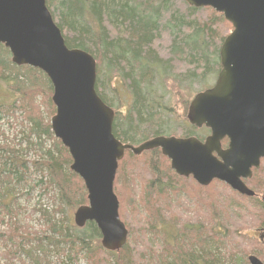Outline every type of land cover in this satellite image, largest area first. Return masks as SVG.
<instances>
[{
  "label": "trees",
  "instance_id": "obj_1",
  "mask_svg": "<svg viewBox=\"0 0 264 264\" xmlns=\"http://www.w3.org/2000/svg\"><path fill=\"white\" fill-rule=\"evenodd\" d=\"M184 1L46 0L65 45L95 59L96 93L114 110L112 133L124 144L199 133L187 121L191 85L203 84L210 74L217 76L221 68L219 49L232 26L213 9L193 7ZM0 81L15 96L11 104L0 106V114L14 116L19 112L25 130L24 139L0 145V216L11 219L8 231L0 232L4 264H27L20 255L31 264H51L50 254L54 252L59 264H79L80 259L86 264H224L235 250L242 253L243 264H249L247 257L251 254L264 262L261 234L256 237L249 233L252 230L264 235V160L247 181V185H254V194L247 197L219 181L201 187L191 177L177 176L159 149L138 156L125 151L118 162L113 190L128 238L120 250L107 251L100 244L101 235L93 222L79 228L68 217L69 211L87 204V192L83 181L70 169L72 160L67 148L51 131L55 107L49 79L39 69L14 65L10 52L0 44ZM111 83L122 86L127 93L124 112H117L105 94ZM180 92H186L182 100ZM173 99L183 106L182 113L176 114L169 105ZM170 122L174 125L169 126ZM29 151L36 160L25 159ZM26 164L31 165L33 173L28 175ZM36 177L39 179L32 188L38 187L41 195H47L52 206L49 210H33L43 230L41 237L35 233L34 239L27 234L34 245L25 252L22 244L27 235L19 221L12 220L16 213L5 201L9 193L15 192L9 186L20 187V183L32 182ZM181 193L194 198L201 212L209 213V238L215 236L211 225L217 212H225L221 236L224 243H220L223 252L215 251L210 240L205 241L201 232L204 212L183 219L179 211L171 209ZM229 195L242 205L238 207L228 200L229 204Z\"/></svg>",
  "mask_w": 264,
  "mask_h": 264
},
{
  "label": "water",
  "instance_id": "obj_2",
  "mask_svg": "<svg viewBox=\"0 0 264 264\" xmlns=\"http://www.w3.org/2000/svg\"><path fill=\"white\" fill-rule=\"evenodd\" d=\"M185 1L213 9L232 26L219 49L221 68L213 86L195 94L187 109L188 122L210 133L204 141L157 136L131 145L112 133L115 112L96 93L95 59L65 45L46 0H0V44L11 62L41 70L52 85L51 131L67 148L70 169L87 192V205L75 210L74 224L93 222L107 251L120 250L128 235L113 190L125 151L138 156L159 149L180 177L190 176L203 187L218 180L241 195L254 194L244 180L264 159V0ZM225 138L228 145L222 148ZM247 260L264 264L255 255Z\"/></svg>",
  "mask_w": 264,
  "mask_h": 264
},
{
  "label": "rangeland",
  "instance_id": "obj_3",
  "mask_svg": "<svg viewBox=\"0 0 264 264\" xmlns=\"http://www.w3.org/2000/svg\"><path fill=\"white\" fill-rule=\"evenodd\" d=\"M216 80V76L213 74H210L206 77L205 82H203V84L199 85V84H192V91L190 92V94L192 95L191 97L194 96L193 93L195 90H205L209 87H211V85L214 84ZM122 85V84H121ZM111 90L110 89H106L105 90V94L106 96L112 100L115 108H117V112H124V110L126 109L127 103H128V97H127V93L125 92L124 88L118 84H114L111 83ZM113 86H116L113 87ZM113 92V93H112ZM193 93V94H192ZM181 95V99L184 98V96L186 95V92H180ZM190 97V98H191ZM15 96L14 94H12L7 86L6 83L3 81H0V106H6L12 103V101L14 100ZM168 98V97H167ZM40 98H38L39 100ZM169 105L172 106L174 112L176 114H180L183 111V106L180 103H176L175 100L169 101ZM43 110V109H42ZM44 112V116L46 117V112L45 110H43ZM21 118H20V113L17 112L14 116L13 115H2L0 114V145H3V143H11L12 141H16V140H22L24 139L23 137V133L22 131L25 132V130L23 129V126L20 125L21 122ZM174 121V119H173ZM174 125L173 122H170L169 126ZM177 125V123L175 124V126ZM204 133V132H203ZM22 146H24V142H22ZM36 156L33 154L32 151L26 152L25 154V159L26 160H36ZM168 161V160H167ZM167 164L170 166L169 161L167 162ZM26 167L28 168V175L30 173H33V169H31V165L30 164H26ZM175 173V172H174ZM32 177H35L32 175ZM31 178V177H30ZM36 180L32 181V182H28V183H20V187L19 186H14L11 185L9 186V188L12 187L13 194L9 193L8 194V199L5 201V204H9L11 205V207L9 208H13V211L16 213V216H14L13 214H11L12 216H14V218L12 219L13 221H19V224L21 225V227L24 229V232L27 234H32L31 237L34 239V234L36 233V235H38V237H41L42 233L41 231L43 230V225L42 222L39 220V215L38 213H34L33 210L36 208H46L47 210H49L52 206V202L50 201L49 197L47 195H41L40 190L38 187L36 188H32L34 185H36L37 180L39 179L38 177L35 178ZM30 179H28L29 181ZM198 185V184H197ZM248 187L251 190H254V185H252V183L248 184ZM17 189V192H16ZM233 191V190H232ZM235 192V191H234ZM232 204H235L236 206H241L242 204L238 201L235 200V198H233L232 196H228L227 202L230 204V202ZM194 198H188L187 196H185L184 194H179V196L177 197V201L173 200V204H172V210L174 211H179L181 214H179V216L183 217L184 216H188L190 218L194 217V215L196 214H202L203 212L205 213L204 216H202V224L205 226L204 229H201L203 231H201L204 235H205V241L210 240V243L212 244L214 250L216 251L219 250L221 252H223L224 250L222 249L220 243L222 242V232H223V219H225V212H222V210L220 209V211L217 212V216L216 219H214L212 221V225L211 228L214 232V237L209 238L212 236V234H208L207 233V227L208 226V222H209V213L206 212L205 210L202 211L196 206V203L194 202ZM236 207V208H238ZM235 210V209H233ZM75 210L73 211H69L68 212V217L70 218L71 223L73 224V214H74ZM195 215V216H196ZM2 220H0V232H5L8 231V224L10 223V218H8L7 215L4 216H0V218H2ZM199 227V226H198ZM163 229H167L169 230L171 233H174L175 231L173 229L170 228H166L163 227ZM250 235H254L256 237L259 236V234H261L262 236V244L264 243V238H263V232H253L252 230H249ZM245 231H243L240 234V237L238 239L241 238V236L243 235ZM40 235H39V234ZM23 235V232H22ZM30 237V235L25 236V238H27L26 240H23V244L24 245V251L27 252V249L31 246L34 245V240H32V238ZM218 237H220L218 239ZM224 243V242H222ZM2 244L0 242V264H4L5 260L4 258L1 256V253L3 252V248H2ZM52 250V247H49ZM206 251L207 248L205 249ZM54 251V250H52ZM211 252V253H215ZM55 253V252H54ZM52 253L50 254V256H52L51 260V264H59L58 260L56 258H54L55 254ZM38 254H40V252H38ZM21 259H23L25 261V263L27 264H31V262L26 259L24 257V255H20ZM243 259V255L240 252H237V250H235L233 257H228L225 259L224 264H232L234 263V261L236 260V264H243V262H241ZM16 261V260H15ZM14 261V262H15ZM18 263V262H15ZM79 264H86L85 261L83 259L79 260Z\"/></svg>",
  "mask_w": 264,
  "mask_h": 264
},
{
  "label": "flooded vegetation",
  "instance_id": "obj_4",
  "mask_svg": "<svg viewBox=\"0 0 264 264\" xmlns=\"http://www.w3.org/2000/svg\"><path fill=\"white\" fill-rule=\"evenodd\" d=\"M197 129L199 130V133L197 134V136H190V137H196L200 141H204V139L207 137V135L210 133V131L208 129L204 128V127L197 128ZM186 138H188V137H186ZM221 145H222V148H226L227 147V139H223L222 142H221ZM184 178H187V177H184Z\"/></svg>",
  "mask_w": 264,
  "mask_h": 264
},
{
  "label": "bare ground",
  "instance_id": "obj_5",
  "mask_svg": "<svg viewBox=\"0 0 264 264\" xmlns=\"http://www.w3.org/2000/svg\"><path fill=\"white\" fill-rule=\"evenodd\" d=\"M185 2V1H184ZM3 52V51H2ZM8 59V58H7ZM220 68V67H219ZM146 80V79H145ZM152 80V79H151ZM164 83V82H163ZM161 87V86H160ZM201 91V90H200ZM168 95V94H167ZM156 97V96H155ZM159 97V96H158ZM163 99V98H162ZM166 100V99H165ZM162 102V101H161ZM136 145V144H135ZM134 155V154H133ZM10 251V250H9ZM8 251V253H9ZM16 252V251H15ZM13 253V252H12ZM48 263V262H47Z\"/></svg>",
  "mask_w": 264,
  "mask_h": 264
}]
</instances>
